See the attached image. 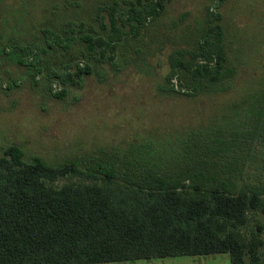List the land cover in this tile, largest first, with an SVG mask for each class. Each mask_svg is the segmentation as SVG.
<instances>
[{"label":"rangeland","instance_id":"obj_1","mask_svg":"<svg viewBox=\"0 0 264 264\" xmlns=\"http://www.w3.org/2000/svg\"><path fill=\"white\" fill-rule=\"evenodd\" d=\"M156 1L0 0V157L15 146L28 161L41 157L83 171L50 184L57 189L103 184L87 170L98 159L115 158L116 168L133 175L145 171L133 163L149 166L163 158L169 162L158 174L170 178L197 163L230 183L235 195L257 191L264 197V121L258 130L248 118L256 111L252 96L264 89V0H166L158 15L151 9ZM112 16L122 32L111 43L115 50H90L82 36L111 42ZM218 25L227 58L223 72L234 75L212 87L203 81L191 98L196 83L187 67H215ZM79 68L91 71L79 85L56 77L78 79ZM191 131L199 148L191 161L177 159ZM263 223L250 211L236 233L264 243ZM259 250L264 262V245ZM116 264L231 261L222 254Z\"/></svg>","mask_w":264,"mask_h":264},{"label":"trees","instance_id":"obj_2","mask_svg":"<svg viewBox=\"0 0 264 264\" xmlns=\"http://www.w3.org/2000/svg\"><path fill=\"white\" fill-rule=\"evenodd\" d=\"M165 3L152 2V12L161 14ZM136 20L143 24L142 17ZM111 22V42L82 36L90 50H115L111 43L119 41L122 32L113 16ZM71 30L66 37L70 43L76 40ZM216 30L215 67L210 62L187 67L196 83L191 98L199 95L203 81L212 87L234 75L233 70L223 72L227 62L223 31L220 25ZM90 72L79 68L78 79L70 74L69 79L56 77L79 85ZM251 99L256 111L248 118L258 129L264 121V89ZM189 133L187 149L177 159L191 161L199 148V136ZM160 161H149V166L135 162L133 167L145 171L131 175L116 168L115 158L98 159L87 170L103 184H67L57 189L50 184L83 171L73 164L53 166L41 157L28 161L23 150L10 147L0 157V264H116L222 254L230 256L231 264H264L259 250L263 241L253 234L246 242L236 233L247 224L250 211L264 218L261 193L235 195L230 183L209 175L197 163L185 166L177 177L163 176L158 171L167 160ZM259 231L264 233V223Z\"/></svg>","mask_w":264,"mask_h":264}]
</instances>
